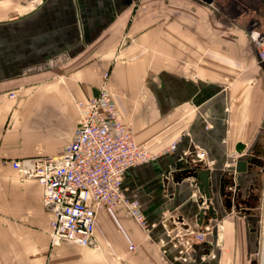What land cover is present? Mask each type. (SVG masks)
Masks as SVG:
<instances>
[{"label": "crops", "instance_id": "0c3cea01", "mask_svg": "<svg viewBox=\"0 0 264 264\" xmlns=\"http://www.w3.org/2000/svg\"><path fill=\"white\" fill-rule=\"evenodd\" d=\"M257 42L264 0H0V264H226L232 207L217 169L254 153L264 131ZM102 86L158 154L122 181L148 227L118 207L96 215L98 249L52 246L41 185L10 162L56 155L76 132L75 102ZM197 149L215 165L211 198L192 183Z\"/></svg>", "mask_w": 264, "mask_h": 264}, {"label": "built area", "instance_id": "2783aa9c", "mask_svg": "<svg viewBox=\"0 0 264 264\" xmlns=\"http://www.w3.org/2000/svg\"><path fill=\"white\" fill-rule=\"evenodd\" d=\"M256 44L258 57L264 61V42ZM75 106L78 125L70 143L54 156L16 159L10 165L21 180H36L41 185V203L50 213L52 246L64 241L98 249L94 229L99 212L124 207L140 228L148 227L139 202L124 195L122 181L127 169L153 161L158 154L137 143L132 125L122 120L105 86L88 99L76 101ZM176 144L171 143L165 152H172ZM193 156L197 166L211 167L203 149ZM192 183L196 185L194 178ZM190 234L203 242L206 232ZM129 250L136 252L135 245Z\"/></svg>", "mask_w": 264, "mask_h": 264}, {"label": "rangeland", "instance_id": "374dc122", "mask_svg": "<svg viewBox=\"0 0 264 264\" xmlns=\"http://www.w3.org/2000/svg\"><path fill=\"white\" fill-rule=\"evenodd\" d=\"M253 149H255L254 153L228 154L227 162L222 163L217 169L223 173L227 182L224 199L228 197L235 203L224 214V220L228 222L227 230H224L223 225L219 226V229L224 230L223 232L226 236L229 235L228 238L232 241L228 242L227 249H223L226 264H263L264 155L261 156V153L264 152V131ZM243 157L248 159L249 172L237 175L233 170L234 162ZM258 157L262 160H257ZM209 161L212 165L207 168H215L213 160L209 159ZM191 162H196L194 156ZM193 165L195 169L190 171L192 173L197 171V164ZM234 195H236L235 199ZM231 237L233 240L230 239Z\"/></svg>", "mask_w": 264, "mask_h": 264}, {"label": "water", "instance_id": "95a60500", "mask_svg": "<svg viewBox=\"0 0 264 264\" xmlns=\"http://www.w3.org/2000/svg\"><path fill=\"white\" fill-rule=\"evenodd\" d=\"M202 1H204L206 3H210L212 0H202ZM247 164H248V159L243 157L236 162L235 168L233 167V170L237 174L245 173V172H247ZM197 170H198L197 183H196L197 189L203 197L209 198V196H210V191H209V189H210V172L205 167H199V166H197ZM221 194L223 195V193H221ZM200 215H201V213H200Z\"/></svg>", "mask_w": 264, "mask_h": 264}, {"label": "flooded vegetation", "instance_id": "af4514ba", "mask_svg": "<svg viewBox=\"0 0 264 264\" xmlns=\"http://www.w3.org/2000/svg\"><path fill=\"white\" fill-rule=\"evenodd\" d=\"M236 195H234V199L236 198L235 197ZM225 203L227 204V205H229L230 207H232L235 203H234V201H232L230 198H225ZM236 207H237V205H235ZM238 208V207H237Z\"/></svg>", "mask_w": 264, "mask_h": 264}, {"label": "bare ground", "instance_id": "6f19581e", "mask_svg": "<svg viewBox=\"0 0 264 264\" xmlns=\"http://www.w3.org/2000/svg\"><path fill=\"white\" fill-rule=\"evenodd\" d=\"M237 161H238V160H237ZM237 161L234 162V166H233L234 168H235V165H236V162H237ZM205 168H207V167H205ZM197 173H198V171H197ZM236 174H237V173H236ZM240 174H241V173H240ZM196 176H197V175H196ZM223 181H224V180H223ZM210 183H211V181H210ZM224 185H226V184H224ZM223 187H224V186H223ZM222 190H223V189H222ZM209 191H210V189H209ZM221 193H223V191H221ZM211 196H212V194L210 193L209 198H211ZM220 214H221V213H220ZM262 223H263V225H264V220H263ZM263 253H264V251H263ZM263 264H264V256H263Z\"/></svg>", "mask_w": 264, "mask_h": 264}]
</instances>
